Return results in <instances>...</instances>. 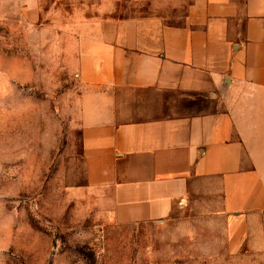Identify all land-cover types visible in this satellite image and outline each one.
Wrapping results in <instances>:
<instances>
[{
    "label": "crops",
    "instance_id": "1",
    "mask_svg": "<svg viewBox=\"0 0 264 264\" xmlns=\"http://www.w3.org/2000/svg\"><path fill=\"white\" fill-rule=\"evenodd\" d=\"M54 1L71 5L85 186L108 217L201 211L224 217L230 253L264 255V0Z\"/></svg>",
    "mask_w": 264,
    "mask_h": 264
},
{
    "label": "rangeland",
    "instance_id": "2",
    "mask_svg": "<svg viewBox=\"0 0 264 264\" xmlns=\"http://www.w3.org/2000/svg\"><path fill=\"white\" fill-rule=\"evenodd\" d=\"M54 3L0 0V264H264L263 254L227 250L224 217H108L85 186L71 5ZM118 9L148 11L149 1ZM183 14L163 13L174 25Z\"/></svg>",
    "mask_w": 264,
    "mask_h": 264
}]
</instances>
